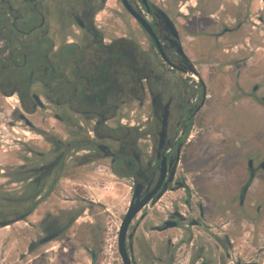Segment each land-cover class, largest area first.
<instances>
[{
  "label": "flooded vegetation",
  "instance_id": "flooded-vegetation-1",
  "mask_svg": "<svg viewBox=\"0 0 264 264\" xmlns=\"http://www.w3.org/2000/svg\"><path fill=\"white\" fill-rule=\"evenodd\" d=\"M217 88L264 127V0H0V229L27 224V254L65 241L94 261L104 215L34 213L89 176L130 185L117 248L147 198L130 264H264V144L225 195L207 184Z\"/></svg>",
  "mask_w": 264,
  "mask_h": 264
},
{
  "label": "rangeland",
  "instance_id": "rangeland-1",
  "mask_svg": "<svg viewBox=\"0 0 264 264\" xmlns=\"http://www.w3.org/2000/svg\"><path fill=\"white\" fill-rule=\"evenodd\" d=\"M248 80H244L247 84ZM218 89V90H217ZM215 91L213 124L224 136L223 147L208 170V187L225 195L231 185L244 178L246 159L260 151L264 144V127L261 119L240 97H218ZM215 155V153L213 154ZM85 180L63 179L61 191L47 202L41 203L34 213H42L46 207L61 206L68 213H101L106 221L96 259L78 247H65L66 242H53L27 254V224L18 222L0 229V264H39L30 259H43L42 264H121L117 248V213H124L130 199V185L103 181L85 176ZM221 195V200L226 197ZM94 200L99 205H89ZM222 202V201H221ZM75 229L71 228L70 232ZM112 246L108 249V244ZM47 250V251H46ZM45 261V262H44Z\"/></svg>",
  "mask_w": 264,
  "mask_h": 264
},
{
  "label": "water",
  "instance_id": "water-1",
  "mask_svg": "<svg viewBox=\"0 0 264 264\" xmlns=\"http://www.w3.org/2000/svg\"><path fill=\"white\" fill-rule=\"evenodd\" d=\"M135 196H136V192H134V194L132 196L131 202L129 204V207L127 209L126 215L123 219V222L121 224L120 231H119L118 252H119V255L122 258L124 264H130V262L127 258L124 243H123L126 226H127L128 222L131 220V218L140 210L142 205L147 201V198H145L141 202H134Z\"/></svg>",
  "mask_w": 264,
  "mask_h": 264
},
{
  "label": "built area",
  "instance_id": "built-area-1",
  "mask_svg": "<svg viewBox=\"0 0 264 264\" xmlns=\"http://www.w3.org/2000/svg\"><path fill=\"white\" fill-rule=\"evenodd\" d=\"M111 246H112V244L109 243V244H108V249H109Z\"/></svg>",
  "mask_w": 264,
  "mask_h": 264
}]
</instances>
